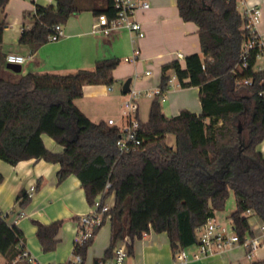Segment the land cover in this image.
<instances>
[{
	"label": "trees",
	"instance_id": "1",
	"mask_svg": "<svg viewBox=\"0 0 264 264\" xmlns=\"http://www.w3.org/2000/svg\"><path fill=\"white\" fill-rule=\"evenodd\" d=\"M8 2L0 0V10ZM177 5L185 21L199 26L201 52L187 55L185 67L178 59L162 66L161 93L151 101L147 120L138 117L142 143L127 153L118 150V124L92 120L75 102L86 84L115 81L118 57L98 58L93 68L72 74L22 73L7 66L0 50V159L12 165L31 158L58 163V180L77 175L90 205L114 195L111 243L96 263L112 258L125 236L133 253L135 239L152 230L167 233L174 254L195 246L198 229L225 207L230 190L236 208L229 217L241 238L251 233V215L264 222V154L258 148L264 139V70L257 69L261 49L250 48L247 66L237 69L244 44L254 34L238 0H177ZM37 9L33 26L23 28L19 37L31 52L51 41L55 25L65 24L73 13H116L113 0H55ZM6 26L1 19L0 46ZM170 70L182 87H199L201 114L188 109L164 114L161 97L170 88ZM169 133L175 135L174 147L165 141ZM44 134L62 151L48 148ZM17 200L24 206L30 200L27 191L21 190ZM63 222L34 219L44 252L56 249ZM21 239L19 226L0 215V251L7 259L16 256ZM93 240L80 250L84 260ZM251 264H264V259Z\"/></svg>",
	"mask_w": 264,
	"mask_h": 264
},
{
	"label": "crops",
	"instance_id": "2",
	"mask_svg": "<svg viewBox=\"0 0 264 264\" xmlns=\"http://www.w3.org/2000/svg\"><path fill=\"white\" fill-rule=\"evenodd\" d=\"M253 2L258 3L262 9V18L257 30L264 41V0H253ZM48 4L47 0H9L4 10H0V20L5 18L7 21L0 49L6 56L8 53H17L27 58L21 64L22 73L72 74L81 68H93L98 58L116 56L121 62L113 71L115 80L125 82L128 77H132V87L142 91H153L160 87L164 64L178 59L185 67L187 55L201 52L199 26L193 21H185L180 16L177 0H151L150 7L138 13L137 17L146 34L137 39L136 45L140 48V58L136 62L125 60V57L132 55L135 46L132 43V34L128 30H122L111 36L93 34L91 30L95 13L92 10L73 13L62 25L64 31L62 38L56 43L49 41L39 46L35 52H31L28 45L20 43V34L23 28L33 26L36 5ZM11 39L12 41L17 39L18 44L15 45ZM177 52H181L183 57L179 58ZM259 58L262 59L261 64H264V57ZM24 63H26L25 66H23ZM148 70L151 71L150 74H146ZM136 72H139L138 77L135 76ZM169 73L172 76L175 74L172 70ZM97 85L86 84L84 93ZM166 94L167 96L161 100V107L167 117L177 115L182 109L201 114L202 105L198 86L182 87L176 78L171 82ZM143 96L154 98L155 95ZM143 96L139 100L138 117L140 119ZM83 111L87 113L85 109ZM43 139L48 148L62 151L63 147L50 136L44 134ZM258 148L264 154V139ZM58 169V163L45 159L31 158L21 160L15 165L0 159V171L4 175V180L0 183V211L9 212L7 221L14 220L22 211L26 214L33 213L32 216L22 217L17 225L23 231L26 246L45 264L62 263L63 257L60 250L62 248L72 250L78 217L91 208L78 176L71 174L59 181ZM32 184L39 186L36 187L30 200L24 206H20L17 200L18 193L21 190L27 191ZM215 218L222 223L219 211H216ZM227 218L233 224L229 215ZM28 219L32 221L37 219L44 223L57 219L66 221L58 232L57 247L50 255L42 253L44 251L36 235V225L30 226L26 222ZM107 222L110 226L109 231H106V235H101L100 228L88 249L84 264H97L95 259L104 257L111 243V223L106 221L104 224ZM256 232L259 231L256 230ZM195 249L196 245L188 248L190 252ZM259 254L255 259H264V248L259 251ZM244 255V248L235 246L220 254L192 259L189 264H241L244 261ZM173 256L174 252L167 233L152 230L144 233L141 238L135 239L134 251L128 256L126 264H170Z\"/></svg>",
	"mask_w": 264,
	"mask_h": 264
},
{
	"label": "built area",
	"instance_id": "3",
	"mask_svg": "<svg viewBox=\"0 0 264 264\" xmlns=\"http://www.w3.org/2000/svg\"><path fill=\"white\" fill-rule=\"evenodd\" d=\"M53 3L55 0H47ZM116 13L114 16H109L107 12H102L94 15L92 23V33L97 36H111L122 30H128L132 35L133 53L131 56L125 57L126 61L136 62L140 58V48L137 43L138 38L145 36V30L142 23L138 19L137 15L141 10L148 9L151 5V0H113ZM242 3L241 11L247 16L246 27L250 29L254 34L253 37L247 40L244 44V51L242 52V61L237 65V69L242 71L247 66V55L250 48L258 46L261 49L259 57H264V41L262 36L258 32V24L262 18V9L259 4L253 2V0H240ZM34 14L37 13V5L35 7ZM64 36L62 25L57 24L54 27L53 33L50 35L51 41L59 40ZM179 58L183 57L181 52H177ZM27 58L22 54L8 53L6 56L7 62L22 64ZM258 70H264V64H257ZM150 70L146 71V74H150ZM135 76H139V72L135 73ZM174 74L171 77V82L176 79ZM246 83H251L250 80H245ZM112 89V87H111ZM161 93V88L157 87L153 91H142L140 89L131 86L129 92L126 93L124 105L126 108L127 124L121 127V134L117 140V146L120 153H127L142 143V138L139 136L138 129L140 121L138 119L139 100L141 96L148 95L154 96ZM165 95H162L161 99H164ZM109 124H116L113 118L108 119ZM111 184L108 182L106 189ZM36 190L35 184L31 185L27 194L28 197H32ZM113 194L109 199L102 203L98 198L88 212L82 214L78 218L77 231L73 241L72 257L65 264H84V258L80 252L81 248L86 242L96 236V232L99 227H102L104 221H110L111 214L110 208L113 204ZM37 214L40 212L36 211ZM247 214L251 213V210H247ZM0 215L7 217L9 212L0 211ZM32 214H26L23 211L12 221H8L10 225L17 224L22 217H29ZM250 229V235L241 238L235 228L228 229L225 224L219 222L215 216L209 218L208 221L198 229V243L196 249L190 252L187 248H180L174 256L170 264H189L192 259H199L206 255L220 254L235 246H241L245 250L244 261L241 264H251V262L258 257L259 251L264 248V222H260L258 229ZM129 236H125L121 239L114 248L113 257L107 260H101L97 264H126L129 250L128 243ZM19 251L11 259H7L0 251V264H45L43 263L35 253L26 246L24 239H21L18 243Z\"/></svg>",
	"mask_w": 264,
	"mask_h": 264
},
{
	"label": "rangeland",
	"instance_id": "4",
	"mask_svg": "<svg viewBox=\"0 0 264 264\" xmlns=\"http://www.w3.org/2000/svg\"><path fill=\"white\" fill-rule=\"evenodd\" d=\"M238 6L239 8L242 7V3L240 0H238ZM14 40V39H13ZM12 41V39H11ZM15 45L18 44V40L15 39ZM52 43H56V41H51ZM1 50V49H0ZM262 59H258V64H261ZM26 63L23 64L25 66ZM124 82L115 80L111 85L107 84H98L97 86H94V88H90L85 91V94H83L81 97H78L75 102L77 105L81 106L85 111H87V114L90 116V118L94 121H100V120H108L109 117L113 118L115 120V123L120 126H125L127 124V117H126V108L124 105L126 94L122 92V86ZM112 87V89H111ZM93 89V90H92ZM167 96V94L165 95ZM143 105L141 106V119L143 121H146L149 114V104L153 100V97H146L143 96ZM166 143L170 146H175V135L172 133L167 134ZM110 201V199H109ZM236 208V197L233 192V190H230L229 198L227 199L226 205L222 210H219V215H221L222 223L226 225V227L230 230L232 229L233 224L227 218V215L231 214L232 211ZM64 223L66 222L63 220ZM250 225L253 230H257L258 226L260 224V220L255 215H251L249 217ZM29 223L30 226H32L34 223L31 219H28L26 221ZM109 222L104 224L101 227L100 234H107L106 231H109ZM250 235V232L246 234V236ZM108 236V235H107ZM106 236V237H107ZM73 250V244L72 248ZM72 250L70 251L68 248H62L60 250V254L62 255V263L68 262L70 259H73L72 257ZM44 254L52 253L50 252H42Z\"/></svg>",
	"mask_w": 264,
	"mask_h": 264
},
{
	"label": "water",
	"instance_id": "5",
	"mask_svg": "<svg viewBox=\"0 0 264 264\" xmlns=\"http://www.w3.org/2000/svg\"><path fill=\"white\" fill-rule=\"evenodd\" d=\"M7 66L15 71H20L21 69V64H18V63L8 62ZM132 79H133L132 77H128V79H126L125 82L123 83V86H122L123 93L126 94L127 92L130 91ZM240 130H241V127H240Z\"/></svg>",
	"mask_w": 264,
	"mask_h": 264
}]
</instances>
